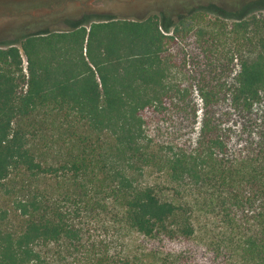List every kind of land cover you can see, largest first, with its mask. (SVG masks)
Segmentation results:
<instances>
[{
	"label": "trees",
	"instance_id": "trees-1",
	"mask_svg": "<svg viewBox=\"0 0 264 264\" xmlns=\"http://www.w3.org/2000/svg\"><path fill=\"white\" fill-rule=\"evenodd\" d=\"M233 1L0 26V264H264V0Z\"/></svg>",
	"mask_w": 264,
	"mask_h": 264
},
{
	"label": "rangeland",
	"instance_id": "rangeland-1",
	"mask_svg": "<svg viewBox=\"0 0 264 264\" xmlns=\"http://www.w3.org/2000/svg\"><path fill=\"white\" fill-rule=\"evenodd\" d=\"M192 1L195 3L200 2V4L204 5H217L230 13L238 10L237 5L233 6L229 3V1L233 0ZM242 1L244 0H238L237 3ZM156 4L160 6L172 4L175 6V4H177V0H0V26L2 28L6 26L4 29L10 28L21 19L22 21H34L42 19L45 14H48L51 19L58 18L63 20H74L80 18L82 14L88 12L101 14H123L129 10H137L138 12L144 13L145 10L150 9L152 5ZM37 6H43L46 10H39L37 9ZM49 7H53V11L49 10ZM231 16L232 15L229 17ZM24 66H26L25 63Z\"/></svg>",
	"mask_w": 264,
	"mask_h": 264
}]
</instances>
